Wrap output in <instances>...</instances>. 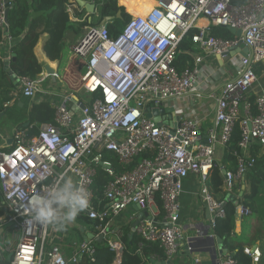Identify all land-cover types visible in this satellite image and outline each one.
<instances>
[{"label": "built area", "instance_id": "1", "mask_svg": "<svg viewBox=\"0 0 264 264\" xmlns=\"http://www.w3.org/2000/svg\"><path fill=\"white\" fill-rule=\"evenodd\" d=\"M12 6L13 0H0V27L6 31L9 49L14 39L6 11ZM130 14L116 37L111 36L107 24L93 25L73 45L75 55L85 64V107L78 105L80 116L75 117L66 104L72 96H65L56 107L55 123L41 124L34 135H30L29 126L18 127L14 147L0 150V258L9 256L4 264H78L83 257L95 260L94 239L85 238L66 255L54 242L57 229L26 212L31 195L51 188L65 174L88 192L89 206L77 217L85 215L96 222L92 234L103 236L114 254L113 264L122 262L127 249L120 216L134 206L137 209L131 221L144 213L135 232L141 240L137 253L145 263H149L143 255L145 243L158 244L163 251V257L154 254L150 262L162 258L172 262L183 251L194 253L181 223L180 196L186 178H198L196 194L209 210L213 228L216 219L226 215L227 200L218 199L211 185L219 148L230 144L238 126L241 138L236 169H226L223 174L226 193H237L255 166L254 148L264 152V93L254 102L250 96L258 81L256 64L264 61V0L242 4L232 0H155L145 16ZM203 18L208 25L201 24ZM221 27L241 30V35H215V29ZM186 36L203 51L223 58L249 48L247 56L237 53L232 59L235 76L211 95L216 108L207 131L196 116L177 121L173 120L176 116L165 113L158 122L147 116L170 101L192 93L202 96L199 64L203 57L195 56L194 64L188 62L181 70L176 65L177 48ZM43 81L44 76L20 77L22 94L35 97ZM106 153L117 158L120 169ZM136 159L132 168L125 169ZM219 166L222 172L225 167ZM100 169L108 177L102 193L96 188ZM20 192L23 200L18 198ZM250 213L248 207H241L242 216ZM245 252L258 261L257 249L246 248ZM194 262L201 259L196 257ZM214 264H238V260L226 254Z\"/></svg>", "mask_w": 264, "mask_h": 264}, {"label": "crops", "instance_id": "2", "mask_svg": "<svg viewBox=\"0 0 264 264\" xmlns=\"http://www.w3.org/2000/svg\"><path fill=\"white\" fill-rule=\"evenodd\" d=\"M66 9L69 13L71 24L66 30L61 56L58 59L53 60L48 55L49 46H47V44L50 38V32L47 28L51 22L50 18L48 20L44 18L36 23L35 28L39 36L36 46L34 47V53L43 66V71L38 76H44V81L41 84V91L38 92L35 97H26L22 94L20 76L11 69V61L15 57V54H12L9 48L8 51H6L7 56L3 59L2 67H0V112L7 113V116L4 118L3 127L0 129V150H10L14 147V132L18 127H21L20 124H22L24 120H28L25 126L30 127V135L37 134L40 125L43 123H55L56 107L64 102L65 96H72V99L68 100L66 104L74 113L75 117L78 118L80 116V108L78 107L81 105V102L84 101L81 92H83L82 78L85 71V64L75 55L73 45L83 38L88 26H93V22H90V15H88V12L80 7L75 0H70ZM78 13H83V16H79ZM200 22L204 25L209 24L206 18L201 19ZM29 30H31V26L27 28L25 33ZM80 31L83 32L80 33ZM17 41L18 40H14L13 44ZM192 48L193 49L189 52L191 57L189 63L191 62L194 64L195 56L203 57V62L199 64V78L201 83L199 87L202 96L192 93L184 98L170 101L164 107H173V116H196L201 118L203 131H207L213 125L216 108V99L211 95L217 94L222 84L235 76V67L232 63V59L238 55L237 53H241V51H233L230 58L225 59L219 57V55L207 53L193 43ZM52 53H54L53 50ZM6 61H9L8 68H6L5 65ZM46 65L53 68L55 73L48 74L45 70ZM256 70L258 81L250 90V96L254 95L255 97L258 94L264 93V61L256 64ZM13 75H16L17 79L14 78ZM31 114L33 118L29 119ZM166 114L168 117L171 116V112H166ZM224 150L225 148H219L218 150L217 162L219 165L222 164L221 160L224 155ZM250 178L251 177L247 175L237 189V194L240 197L239 201L244 206H246L244 203L245 200L251 201L245 198L246 194L250 191ZM198 185V178L194 175H190L184 181V190L180 196L181 223L188 237L196 235L199 229L206 231L208 226H210L209 234L217 238L218 236L214 234L213 228L211 227V214L206 208L202 198L196 194ZM213 192L218 199H224L225 194H227L224 192V189L219 192L213 189ZM259 195L261 197L258 200V204L262 206L258 213L264 218V187L261 189ZM130 209L132 211L135 210L133 207ZM256 215L257 214H252L251 212L248 215L242 216L237 211L236 233L239 235L240 240H244L246 245L245 248L253 250L254 246H256L255 250L257 249L261 256L264 249V242L256 240L255 238V235H260L258 223L261 221ZM130 217L131 215H127L126 212L120 216L124 231L128 226L133 228V223L136 220L131 221ZM240 217H243L241 222H239ZM93 232L94 228L89 225H83L77 217L76 220L66 228L56 230L54 242L61 246L66 255H69L79 242L86 238L87 234L89 235ZM209 247H215L219 257L226 255L224 252L228 250L227 243L223 239L221 241L216 240L213 245L209 242L202 241L198 246V248L201 249ZM196 257L201 259L200 263L194 262V258ZM213 258V254L207 251L194 253L183 251L179 258L172 262L165 261L162 258L155 262H151V264H157L156 262H159V264H214ZM8 260L9 256L4 259L0 258V264H4ZM256 262L260 264L259 259L258 261L255 260L254 264Z\"/></svg>", "mask_w": 264, "mask_h": 264}, {"label": "trees", "instance_id": "3", "mask_svg": "<svg viewBox=\"0 0 264 264\" xmlns=\"http://www.w3.org/2000/svg\"><path fill=\"white\" fill-rule=\"evenodd\" d=\"M70 0H13V6L9 10L8 24L9 34L14 40H18L11 47V53L15 54V57L11 61V69L20 77L29 76L36 78L43 71L42 64L38 61L34 47L38 41L39 33L36 31V23L42 19L50 18V25L47 28L50 32V38L48 40V55L53 59H58L61 56V50L64 43V37L68 26L71 24L69 13L67 12V4ZM96 3L99 7V16L92 15V22L94 26L102 25V18L108 15L116 16L119 10L122 11L121 18H115L112 22L107 24L110 34L113 37L119 35L125 24L131 19L130 13L141 11L144 13L155 4L154 0H89ZM247 0H232L233 4H242ZM123 6H120V5ZM124 6L127 8L128 13ZM79 16H83V13H78ZM32 24V25H31ZM31 26V30L25 33L27 28ZM195 32L193 30L190 35ZM215 35L222 37H231L232 34L227 28H216ZM22 37V38H21ZM21 38V39H20ZM192 41L190 36H186L177 48L176 65L179 70L183 69L191 59L189 52L192 50ZM52 50L54 53H52ZM6 51L8 47L6 44V31L0 27V67H2L3 59L7 56ZM255 96H252L254 102ZM33 115H30L29 119H32ZM28 119V118H27ZM28 120H24L22 127L25 126ZM241 135L237 126L234 136L230 144L225 148L224 155L221 160L222 165L226 169H236V153L239 151V141ZM260 151V153H259ZM107 156L113 157L112 154L106 153ZM253 155L257 158V162L253 169L247 174L250 178V191L246 194L245 198L251 201H244L245 205L251 210L252 214H257V218L261 221L259 224L260 235H255L256 240L264 242V218L258 213L262 205L258 204V200L261 197L259 195L261 189L264 187V152L261 153L259 147L254 148ZM146 157L148 155H145ZM115 164L118 167L117 158L113 157ZM135 160L133 164L127 166L125 169L132 168L138 161ZM120 169V167H118ZM108 177L105 171L100 169L98 177L96 179V188L99 193H102L103 187ZM211 185L212 189L219 192L223 189V174L220 166L217 163L211 171ZM226 215L223 218H217L213 227L215 235L221 237L227 243V249L230 254L237 260L238 264H254V258L245 252V242L240 240L239 235L236 233L237 226V205L236 200H240L237 193L225 194ZM1 201V197H0ZM161 206V202H158ZM2 212V210H0ZM79 221L83 225H89L94 227L95 221L90 220L87 216L81 215L78 217ZM79 229V228H78ZM80 231V230H79ZM124 240L127 246L122 262L120 264H151V256L157 254L163 257V251L158 244L145 243L143 246V255L149 259V263H145L142 255L137 253V249L140 243V237L134 231L131 226L126 227L124 232ZM96 246L95 260H91L89 257H83L78 264H113L114 254L110 251L105 241H97L94 239ZM259 263H264V249L259 258ZM154 264V263H152Z\"/></svg>", "mask_w": 264, "mask_h": 264}, {"label": "clouds", "instance_id": "4", "mask_svg": "<svg viewBox=\"0 0 264 264\" xmlns=\"http://www.w3.org/2000/svg\"><path fill=\"white\" fill-rule=\"evenodd\" d=\"M17 195L20 200L25 198L23 192ZM88 206V192L78 187L72 176L65 174L51 188L31 195L26 212L34 220L62 230Z\"/></svg>", "mask_w": 264, "mask_h": 264}, {"label": "water", "instance_id": "5", "mask_svg": "<svg viewBox=\"0 0 264 264\" xmlns=\"http://www.w3.org/2000/svg\"><path fill=\"white\" fill-rule=\"evenodd\" d=\"M78 5L82 8H84L87 12H88V15H90L89 17V20L90 22H92V15H95V16H99V7L96 5L95 2H90L88 0H75ZM118 3H119V0H118ZM120 5V4H119ZM120 6H123V5H120ZM9 8L7 9L6 11V20L8 21V14H9ZM129 13V12H128ZM115 18H121L123 19L122 17V11L119 10V12L117 13L116 16H113V15H108V16H105L102 18V24H108L109 22H112ZM228 30L233 33V34H237V35H241V30H237L235 28H232V27H228ZM241 49V48H240ZM241 53L245 56H247V54L249 53V48L248 47H243L242 50H240ZM233 54V52L229 53L226 57H224L225 59H229L230 56ZM219 57H221L219 55ZM5 65H6V68H8V65H9V61H6L5 62ZM45 70L48 74H54L55 73V70L53 68H51L49 65H46L45 66ZM14 78L17 79V76L16 75H13ZM81 107L84 108L85 107V103L84 102H81ZM173 111H174V108L173 107H169V108H165V107H162L160 110H154L152 113H147V116L150 117V118H154L155 121H160L162 119V115L161 114H165L166 112H171V115L173 116ZM7 116V113L6 112H0V129L3 127V123H4V118ZM179 120L180 119V116H176L173 118V120ZM165 123H169L168 121H165ZM222 173L225 174L226 173V168H223L222 169ZM235 204L237 205V211L240 213V209L241 207H247V206H243L239 200H236L235 201ZM135 209H137V206H134ZM144 217V213L140 214V218L137 219L134 223H133V229L135 231L136 229V226L138 225L139 221L141 218ZM243 217H240V221L242 220ZM209 230H210V226H208L207 230L206 231H203L201 229H199V231H197V234L196 235H192L190 236V246L193 248V251L194 252H199V251H207V252H211L214 256V263L215 261L218 259V252H217V249L215 247H212V248H206V249H201V248H198L199 244L202 242V241H205V242H209L211 243L212 245L215 244L216 240L218 241H221V237H217L215 238L214 235H210L209 234ZM86 238H90V239H95L97 241H103V236H98V237H95L93 234H87ZM256 246H254L253 248V252L255 250ZM225 254H230L228 252V250H225L224 252ZM157 264H159V262H156ZM170 263V262H169ZM255 264H258V262H256Z\"/></svg>", "mask_w": 264, "mask_h": 264}, {"label": "rangeland", "instance_id": "6", "mask_svg": "<svg viewBox=\"0 0 264 264\" xmlns=\"http://www.w3.org/2000/svg\"><path fill=\"white\" fill-rule=\"evenodd\" d=\"M128 12V11H127ZM139 13H141V11H137L135 14L137 15V14H139ZM134 14V13H133ZM84 31V30H83ZM83 31H80V33H82ZM83 61V59H81V62ZM83 95V92H81V96ZM133 211L131 210V209H128L127 211H126V214L127 215H131V213H132Z\"/></svg>", "mask_w": 264, "mask_h": 264}, {"label": "bare ground", "instance_id": "7", "mask_svg": "<svg viewBox=\"0 0 264 264\" xmlns=\"http://www.w3.org/2000/svg\"><path fill=\"white\" fill-rule=\"evenodd\" d=\"M154 2H155V0H154ZM154 5H155V4H154ZM154 5L151 6L150 8H148V10H147L146 12H144V13H139V14H137V15L145 16L146 14H148V13L151 11V9L154 7Z\"/></svg>", "mask_w": 264, "mask_h": 264}]
</instances>
